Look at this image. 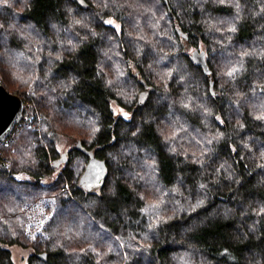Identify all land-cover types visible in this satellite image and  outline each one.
Listing matches in <instances>:
<instances>
[{"label":"trees","instance_id":"1","mask_svg":"<svg viewBox=\"0 0 264 264\" xmlns=\"http://www.w3.org/2000/svg\"><path fill=\"white\" fill-rule=\"evenodd\" d=\"M85 2L0 0V264H264V0Z\"/></svg>","mask_w":264,"mask_h":264},{"label":"water","instance_id":"2","mask_svg":"<svg viewBox=\"0 0 264 264\" xmlns=\"http://www.w3.org/2000/svg\"><path fill=\"white\" fill-rule=\"evenodd\" d=\"M83 7L87 6L85 0H77ZM192 60L202 67L204 73H209V68L205 59L204 49L194 48L190 52ZM209 90L213 93V80L209 79ZM141 99H138V103ZM24 102L17 94L11 93L0 83V139H4L13 129L16 122H18L23 114ZM78 148L85 154L91 156V153L83 146ZM38 257L45 258V254L38 253Z\"/></svg>","mask_w":264,"mask_h":264},{"label":"rangeland","instance_id":"3","mask_svg":"<svg viewBox=\"0 0 264 264\" xmlns=\"http://www.w3.org/2000/svg\"><path fill=\"white\" fill-rule=\"evenodd\" d=\"M109 21L113 24H117V22L113 19H109ZM194 48H190L189 50L191 51ZM198 49H203L202 47H198ZM112 108L115 114L121 115V116H128V111L126 109H124L122 106L118 105L115 103V101L112 102ZM27 114H29L32 118H31V122L33 124L40 126L36 121L38 120L37 116V111H28L26 112ZM28 129H32L29 128ZM17 133V132H16ZM15 133V134H16ZM14 134V135H15ZM55 141V145L57 147V149L61 152H66L67 149H69V147H71L73 141L67 136V135H63L60 133H55L52 135ZM11 144L9 145L8 148L11 149ZM7 148V149H8ZM55 170L59 171L60 170V166L56 167ZM67 188V186H66ZM11 250V254H12V259L14 264H25L26 263V257L27 255L31 252V249L29 247L26 246H20L17 244H14L10 247Z\"/></svg>","mask_w":264,"mask_h":264},{"label":"built area","instance_id":"4","mask_svg":"<svg viewBox=\"0 0 264 264\" xmlns=\"http://www.w3.org/2000/svg\"><path fill=\"white\" fill-rule=\"evenodd\" d=\"M31 116L27 113H23L21 119L15 123L13 129L11 130V132L4 138V139H0V148H8L9 145L11 144L13 138H14V134L22 129V128H36L37 130H39L40 126L33 124L31 122ZM0 165L3 166H9V160L8 158H0Z\"/></svg>","mask_w":264,"mask_h":264}]
</instances>
